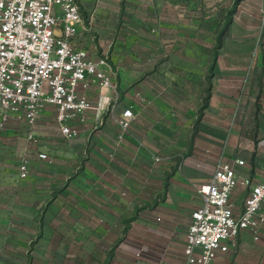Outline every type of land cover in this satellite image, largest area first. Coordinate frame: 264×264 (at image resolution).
Segmentation results:
<instances>
[{
	"label": "rangeland",
	"instance_id": "obj_1",
	"mask_svg": "<svg viewBox=\"0 0 264 264\" xmlns=\"http://www.w3.org/2000/svg\"><path fill=\"white\" fill-rule=\"evenodd\" d=\"M79 1L92 11L99 39L111 42V55L130 54L131 63L144 72H209V75L198 92L190 93L183 85L169 89L167 96L163 94L155 113L164 123L146 126L147 157L143 172L131 169L124 173H106L105 166L113 161L104 159L98 163L104 170L96 172L89 142L78 157L59 158L68 161V168L76 170L68 174L67 179L72 177L71 180L49 190L48 205L34 207L29 227L36 231L35 235L13 237L10 243V238L0 236V264H58L51 254L39 251L42 232L50 236L60 232L72 235L75 229L91 222L97 224L95 219H103L105 215L112 218L113 230L120 235L114 238L109 259L122 244L133 248L141 230L139 225L153 221L155 214L162 212L159 208L167 207L165 191L174 175L187 171L193 177L205 175L196 176L185 164L192 162L191 156L195 154L202 162L201 156L207 155L209 149L216 152L222 147L217 137L211 136V131L217 132L219 126L202 122L215 95L213 72H225L226 92L220 95V100L227 113L244 101H251L257 108L260 99H264V0ZM251 72L252 79L248 76ZM137 99L142 107L144 101L140 96ZM123 102L119 97L118 113L130 105ZM102 118L109 116L102 115ZM224 127L228 133L233 124ZM42 133L59 134L53 108L45 111L33 128L23 126L19 135L7 132L1 137L8 148L0 151V165H28L26 145L20 140L34 142L36 138L29 139V134L37 137ZM62 139L67 145L75 140ZM18 144L16 149L23 152L10 148ZM11 175L5 174L4 183L10 182ZM107 183L113 187L106 188ZM111 195L114 196L112 204L101 201ZM6 244L15 247L7 249Z\"/></svg>",
	"mask_w": 264,
	"mask_h": 264
},
{
	"label": "crops",
	"instance_id": "obj_2",
	"mask_svg": "<svg viewBox=\"0 0 264 264\" xmlns=\"http://www.w3.org/2000/svg\"><path fill=\"white\" fill-rule=\"evenodd\" d=\"M81 8L86 14L92 13L82 3ZM94 34L99 39L97 26ZM91 36L92 34H87L86 39L91 40ZM85 47L92 49V43H87ZM131 61L130 54L120 57L111 55L112 66L122 68V72L118 75L115 87L108 92L115 100L119 101V97H122V104L130 103L124 109L133 107L136 118L128 131L122 132L110 117L97 120L93 112L88 111L89 117L85 123L78 120L73 122L79 130V136L73 145H67L60 134L51 133H42V136L37 137L33 135L37 139L34 142L26 138L20 140L21 144L25 143L24 151L28 154L29 176L26 180L20 178L18 166L0 165V236L10 238L8 243L13 241V237L35 235L36 231L29 227L34 207L48 205L49 190L71 180L72 177L67 179V176L76 170L68 168V161L59 158L78 157L85 151L86 142H89L90 156L96 163L92 165L96 172L104 170L98 166L100 159L113 161L111 165L105 166L106 173H124L131 169L143 172L146 169L143 162L147 157L144 151L146 126L164 123L155 113L160 107L163 94L167 96L171 92L169 89L183 85L190 93L198 92L209 75V72H144V69ZM224 73L212 74V93L215 95L202 119L205 125L219 126L217 132L211 131V136H216L222 147H218L216 152L209 149L207 155H199L203 158L202 162L195 154L191 156L192 162L185 164L196 176L205 175L193 177L188 171L174 175L165 191L167 207H160L162 212L155 214L153 221L139 225L141 230L137 234V245L131 248L122 244L114 257L109 259L114 238L117 239L120 235L113 230L112 218L105 215L103 219H95L97 224L91 222L90 225L75 229L72 235L60 232L50 236L42 232L38 240L39 251L51 254L58 264H184L186 233L191 215L202 204L198 194L199 186L212 178L219 165L236 159L246 161V166L241 171L256 182V175L259 172L264 174V99H260L261 103L257 108H254L251 101H244L238 108L227 113L220 100V95L226 92ZM248 76L252 79L253 72ZM137 96L144 101L142 107H139ZM119 109L120 105L118 111ZM230 124H233V128L227 133L224 126ZM6 144L0 139V151L8 148ZM17 146L19 144L10 148L18 153L23 152L16 149ZM40 153L49 155L52 163L41 160ZM6 173L13 174L9 183H4ZM97 184L95 183L96 186ZM104 186L113 187L108 183ZM33 189H36L35 195ZM245 196V190H236V209L242 206ZM101 201L112 204L114 196H105ZM2 225L6 227L2 229ZM261 235V239L255 241L251 234L243 233L236 244L229 242L230 251L219 256L212 264H264V227ZM6 245L7 249L15 247L14 244Z\"/></svg>",
	"mask_w": 264,
	"mask_h": 264
},
{
	"label": "built area",
	"instance_id": "obj_3",
	"mask_svg": "<svg viewBox=\"0 0 264 264\" xmlns=\"http://www.w3.org/2000/svg\"><path fill=\"white\" fill-rule=\"evenodd\" d=\"M95 28L94 15L83 12L79 0H0V139L7 132L19 135L23 126L33 128L50 108L67 141L79 136L72 124L85 123L88 111L97 120L109 116L122 132L129 130L136 118L133 107L118 113L120 103L108 93L122 68L112 66V44L97 39ZM39 158L52 163L45 153ZM245 166L241 159L221 164L199 186L202 204L191 215L184 264H212L245 232L261 239L264 174L259 172L256 182L242 173ZM28 171L21 165L20 178ZM239 188L246 196L236 209Z\"/></svg>",
	"mask_w": 264,
	"mask_h": 264
},
{
	"label": "trees",
	"instance_id": "obj_4",
	"mask_svg": "<svg viewBox=\"0 0 264 264\" xmlns=\"http://www.w3.org/2000/svg\"><path fill=\"white\" fill-rule=\"evenodd\" d=\"M263 34H264V31H263Z\"/></svg>",
	"mask_w": 264,
	"mask_h": 264
}]
</instances>
